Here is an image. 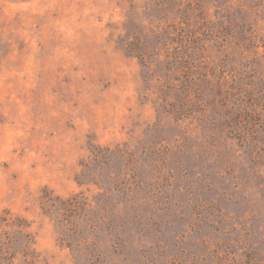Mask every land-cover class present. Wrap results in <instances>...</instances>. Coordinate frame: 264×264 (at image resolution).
I'll list each match as a JSON object with an SVG mask.
<instances>
[{
  "label": "rangeland",
  "instance_id": "obj_1",
  "mask_svg": "<svg viewBox=\"0 0 264 264\" xmlns=\"http://www.w3.org/2000/svg\"><path fill=\"white\" fill-rule=\"evenodd\" d=\"M0 264H264V0H0Z\"/></svg>",
  "mask_w": 264,
  "mask_h": 264
}]
</instances>
